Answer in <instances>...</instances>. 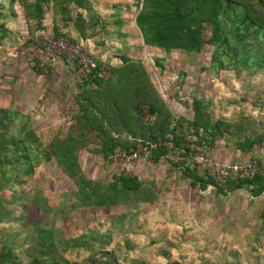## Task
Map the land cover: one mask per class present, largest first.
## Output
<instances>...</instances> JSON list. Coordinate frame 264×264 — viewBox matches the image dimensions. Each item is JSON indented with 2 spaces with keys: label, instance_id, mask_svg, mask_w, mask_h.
Returning <instances> with one entry per match:
<instances>
[{
  "label": "rangeland",
  "instance_id": "obj_1",
  "mask_svg": "<svg viewBox=\"0 0 264 264\" xmlns=\"http://www.w3.org/2000/svg\"><path fill=\"white\" fill-rule=\"evenodd\" d=\"M88 1L86 11L69 6L72 19L78 12L92 23L83 36L74 30L73 22L52 25L48 12L41 28L24 23L17 3L11 6L8 0H0V24L5 29L0 40V109L18 113L11 130L28 126L42 148L56 139H75L80 147L78 167L86 180L107 186L114 176L123 174L136 177L143 188L118 198L116 204L93 207L82 203L80 186L55 160L40 157L39 163L33 162L31 175L18 177L22 170L10 172L15 180L0 190V251L4 246L10 253L7 264H35L33 256L37 264L55 260L62 264L60 259L89 264L101 253L119 264H264V191L255 196L243 187L224 194L212 181L203 189L191 185L182 173L185 166L197 165V172L213 179L206 166L181 154L184 141L180 137L178 146L158 160L152 155L128 165L114 152L104 157L100 137L79 122L76 100L84 85L87 90L95 87L91 82L84 84L88 73L79 66L78 55L91 58L103 80L112 76L113 68L125 64L123 58L139 62L169 109L167 124L173 120L180 125L191 123L193 99L206 96L208 113L231 123L227 153L238 155L229 154L226 159L264 161V65L231 66L227 58L228 69L213 68L214 45L209 40L215 33L209 27L202 30L204 45L199 51L146 46L134 23L141 0ZM93 102L100 107L102 100ZM111 113L116 118L112 131H119L130 152L134 142L140 141L126 136L123 127L133 124L123 113L120 119ZM141 114L153 122L146 106ZM246 136L261 139L249 151L235 152L237 140ZM41 151L33 156H41ZM146 197L149 201L144 202ZM38 229L52 235L57 250L43 242L50 257L34 254L39 251Z\"/></svg>",
  "mask_w": 264,
  "mask_h": 264
},
{
  "label": "trees",
  "instance_id": "obj_2",
  "mask_svg": "<svg viewBox=\"0 0 264 264\" xmlns=\"http://www.w3.org/2000/svg\"><path fill=\"white\" fill-rule=\"evenodd\" d=\"M8 2L11 6L17 3L23 11L25 21L35 23L36 28H41V21L47 11L52 13L53 24L64 23L66 26L73 22L74 30L83 36L86 29L93 28L91 21L90 24L86 22L81 13H75V18L72 19V11L69 8L72 5L86 11L90 9L88 0H8ZM134 23L146 46L186 52L199 51L202 48L204 45L202 30L209 27L215 33L209 43L214 45L210 62L216 70L228 69L229 65H243L248 68L255 67L256 63L264 65V0H141V7L135 15ZM4 32L3 24H0V40ZM260 56L263 57L260 58L262 61L259 59L254 62ZM227 58L231 64L226 66ZM123 62L125 64L122 67L112 69V76L106 80L98 74L99 67H94L84 79V84L91 82L95 87L87 90L89 88H85L84 85L76 98L80 104L79 122H82L84 127L95 130V134L101 139V153L104 157L116 149L129 152L124 145V137L119 131H112L111 124L116 122V118L111 117V112H116L119 119L121 113L130 119L133 126L123 127V132L126 136L140 141L137 144L134 142V149L146 142L159 143L151 150V156L154 155L156 160L175 149V144L178 146V137L182 138L176 134L179 127L189 126L198 135L199 143H204L208 147H213L219 138L230 137L228 133L231 123L223 120L214 122L209 116L204 100L199 98L193 99L191 123L180 125L177 124V120H173L167 124L170 117L169 109L147 78L143 66L139 62H128L126 58H123ZM100 99L102 100L100 107L106 109L105 112L99 109L97 106L99 103L93 102ZM142 106H146L147 114L153 116V122L148 123L144 119L141 114ZM18 120V113L0 109V190L8 187L9 181L14 179L9 176L10 172L22 170L18 177L31 175L34 169L33 162L39 163L40 157L45 161L55 160L62 172L73 178L80 186L84 205L96 207L116 204L118 198H125L130 192L139 193L143 188V184L136 177L123 174L114 176L113 182L107 186L86 180L78 167L77 151L80 147L77 146V142L74 144L75 139L70 138L68 141L56 139L48 148H42L37 144L38 139L28 126L20 125L16 132L11 130L12 122ZM120 123H123L122 120ZM169 138L172 144L168 148L163 143ZM258 139L261 138L254 140L247 136L243 137L237 140L235 148L239 152L249 151L258 143ZM118 143L119 147L116 148ZM39 150H42L41 156H33L34 151ZM180 151L179 153L183 155L187 154L188 148L185 143ZM195 166L197 165L183 167L182 173L189 179L191 185L198 184L201 189L212 181L210 184L224 194L243 187L250 189L255 196L264 191L262 175L242 180L230 178L224 187H219L213 172L211 174L208 172L213 180L210 176L204 178V175H199ZM143 201L147 202L149 198H143ZM2 203L0 201V206ZM261 220L264 223V211ZM35 237L39 241V251H36L35 255L39 253L41 258L51 256L43 242H49L48 246L57 250L49 231L38 229ZM5 249L1 246L0 264H7L6 259L10 256ZM31 261L35 264L40 263L35 260V256ZM60 262L67 264L63 259H60ZM52 264H59V261L55 260ZM96 264L113 263L104 258Z\"/></svg>",
  "mask_w": 264,
  "mask_h": 264
},
{
  "label": "built area",
  "instance_id": "obj_3",
  "mask_svg": "<svg viewBox=\"0 0 264 264\" xmlns=\"http://www.w3.org/2000/svg\"><path fill=\"white\" fill-rule=\"evenodd\" d=\"M79 66L89 73L93 70L95 64L91 58L83 55H78ZM176 134L181 136L186 147L188 148L187 157L196 164L206 166L213 172V177L219 187H224L226 181L230 178L236 180L252 179L255 175L264 176V163L258 164L257 161H218L212 159L209 155L210 148L204 144L199 143L198 135L193 132L189 126L178 128ZM168 148L172 144L171 138L167 139L164 143ZM159 145L157 142L139 144L135 149L130 152L122 150H114V156L122 160L126 164H131L134 161L145 159L151 156V150Z\"/></svg>",
  "mask_w": 264,
  "mask_h": 264
},
{
  "label": "crops",
  "instance_id": "obj_4",
  "mask_svg": "<svg viewBox=\"0 0 264 264\" xmlns=\"http://www.w3.org/2000/svg\"><path fill=\"white\" fill-rule=\"evenodd\" d=\"M48 13H50V15H51V23H52V13H51V11H47ZM21 18H22V20H23V22L25 23V19H24V14H23V11H22V14H21ZM44 16H45V13H44ZM44 16H43V19H44ZM43 19H42V21H43ZM41 21V22H42ZM42 25V24H41ZM52 25H53V23H52ZM197 98H199V99H203L204 100V103L207 105L208 103L205 101V99H206V96H201V95H199V96H197ZM209 100H212V99H209ZM207 109H209V105H207ZM212 113V112H211ZM209 116H210V118L212 117L213 118V121L215 122V121H217L218 120V118H217V116H213V115H210V112H209ZM219 120H223V121H227V119H225V118H223V117H220L219 118ZM229 122H230V120H229ZM229 137L228 136H224V137H222V138H219L218 140H216L215 141V144H214V146L213 147H211L210 149V152H209V155H210V157L212 158V159H215V160H218V161H230V160H227L226 159V156H228L229 154H234V153H232V152H230V153H227V149H228V143H229V141H230V139H228ZM225 139V141H223ZM220 140V141H219ZM234 148H233V150L235 151V152H239V151H237V149L235 148V146H233ZM235 156H237L238 154H234ZM258 162V164H263L264 163V161L262 160V158L259 160V161H257ZM208 172L211 174V170L208 168ZM213 174V173H212ZM199 175H202L201 173H199ZM0 244H2L1 242H0ZM173 263H175V262H173ZM177 264V263H176Z\"/></svg>",
  "mask_w": 264,
  "mask_h": 264
},
{
  "label": "water",
  "instance_id": "obj_5",
  "mask_svg": "<svg viewBox=\"0 0 264 264\" xmlns=\"http://www.w3.org/2000/svg\"><path fill=\"white\" fill-rule=\"evenodd\" d=\"M108 259L110 260L113 264H119L111 255H109L108 253H101L99 255H97L96 257H94L89 264H96L98 261H100L101 259ZM167 264H176L173 262H168Z\"/></svg>",
  "mask_w": 264,
  "mask_h": 264
}]
</instances>
